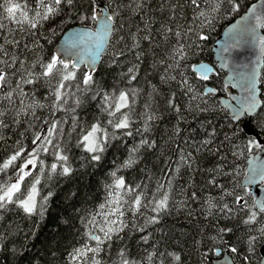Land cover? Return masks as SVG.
I'll return each mask as SVG.
<instances>
[{"label":"snow or ice","instance_id":"obj_1","mask_svg":"<svg viewBox=\"0 0 264 264\" xmlns=\"http://www.w3.org/2000/svg\"><path fill=\"white\" fill-rule=\"evenodd\" d=\"M89 2L92 5L91 15L81 16V20L85 22L84 30L67 34L55 51H51L47 56L42 55L41 52L44 48L41 41H48L46 32L42 29L48 25L47 32L54 36L56 33L51 26L55 25L65 6L72 7L75 0H34V15H29L27 10H21L22 5L15 0L0 2V9L7 14L8 19H15L19 13L21 20L18 23L27 24L30 37L28 41L22 42L23 37L9 39L0 36V102H7V107L0 103V143H6L9 139L2 134V130L13 125L17 128L22 127V130L18 131L17 139L7 145L10 151L0 162V174L7 175L11 171L8 179L3 180L0 177L2 181L0 182V213L9 210L10 205H15L29 216L35 213L41 216L44 214L47 202L54 193L49 191L47 195L38 198L41 191L38 185H41L42 178L50 180L54 176L70 177L73 174L74 169L69 155L70 142L73 138L76 147L82 148L88 154L87 160L93 165H99L104 160V154L111 140L139 136V141L128 149L127 157L123 162L108 173L104 184L107 196L104 202L99 204V211L81 217L85 228L84 240L69 252L70 264H109V261L111 264H142L141 260L131 257L127 247L118 248L116 260H112L111 256L106 260L102 253L110 252L117 242L123 245L129 230L140 233L139 240L143 244L149 243L151 238V233L147 232L149 226L160 223L163 216L177 203L173 187L175 176L183 170L199 171L196 167L198 157L194 152H206L218 158L215 165L203 171L208 175L205 185L209 189H217L219 194L202 195L190 179L189 187L192 190L190 193H184V198L179 201V207L186 208L191 201H196L200 203L206 217L216 216L224 220H231L238 212H244L247 208L246 219H243L242 223L251 225L257 221V216L264 214V203L260 204L258 210H255V204L248 208L244 197L236 194L235 187L230 190L226 185L218 182V177L234 179L236 172L234 166L232 171L225 170L227 157L221 151L223 142L213 147L216 140L215 128H211L210 131L206 129L204 138L193 140L190 144L185 141L184 147L177 146L173 149L178 158L169 163L168 171L163 173L164 178L158 181L155 189L151 191V198L148 193L149 185L130 182L125 176L118 174L121 169H131L136 166L140 162L142 152L156 149L158 145V142L148 135L152 130V122L159 119L153 107V94L157 92V88L151 85L143 111L137 113L135 105L141 89L132 86L133 82L138 80L141 62L146 56L141 42L149 41L151 44L153 30L151 22L142 15L140 19L143 21V27L137 25L135 32L130 31L127 37L119 36L116 44L112 45L110 66L126 67V71H121L119 75L121 80L127 79L128 87L108 91L95 79L94 74L97 71L95 55L101 49L107 50V45L114 34L123 29L124 24L119 22V7L123 5H118L117 10H112L110 7L106 10L98 0H89ZM133 3L135 4L133 11L140 12L144 8L145 0H133ZM225 3L232 11H238L240 6L238 0H177L169 5L172 10V15L169 17L172 21L171 26L162 24L157 30L163 36L165 44H168L173 37L177 41L175 46H171L170 62L164 68L161 81H176L179 76V87L184 89L183 94L187 97L186 105L177 101L175 92L166 99L167 110L174 112L177 119V124L173 126L169 136L171 144H176V138L182 132L179 122L187 119L185 112L209 111L208 101L204 97L215 93L216 89L208 88L205 92L197 90L190 83L188 74L182 69L190 66L196 77L201 80L209 79L208 66L203 63L190 64L189 56L195 54L194 49L200 46L199 41L208 39L202 29L212 24L215 19L214 14L218 13ZM188 5L194 10L191 23H177L180 10ZM202 5H207V10ZM255 7L253 5L249 9L253 16H255ZM24 8L26 9V6ZM255 18L260 19V17ZM88 20L93 21L96 27L89 28L86 23ZM4 27V24L0 23V30ZM235 28L236 26L233 25V28L229 29L230 35ZM247 33L248 30L245 28L243 32H237L236 36L242 39ZM128 40H131L130 44ZM86 44L91 45V48L85 47ZM120 44H123V47H119ZM10 48L15 49L16 54H10ZM85 52H91L87 61L84 59ZM128 56H132L133 59L128 60ZM159 63L163 64L164 61L161 60ZM82 65L87 67L88 71H81ZM172 72L176 75H172ZM26 86L45 87L47 91L44 100L47 102L38 100L32 91L26 90ZM88 97L93 101L99 100L98 107L106 113L107 123L97 121L83 128L79 126L75 113ZM244 104L246 107L243 112L247 115L256 109L257 101L254 96L248 97ZM42 109H47L48 115H38L37 110ZM59 111L71 115V128L66 130L64 127L66 121L57 118L56 114ZM255 114L259 116L258 112ZM134 117L142 122V127H134L136 123ZM207 123L211 124L210 121ZM77 132L79 134L74 137ZM224 139L230 140L227 136ZM253 145L264 151V145L255 140L249 141V151ZM235 147L238 146L232 145V148ZM232 154L237 156L242 153L232 151ZM49 158H51L50 163ZM254 174L259 175L261 181H264V167L254 169ZM226 197L233 198V203L240 207L234 209ZM145 209H149L151 214H145ZM97 217L100 219L98 220ZM139 217H143V224L138 223ZM231 231L232 229L225 224L219 228L218 234ZM261 235L264 236V225ZM2 236L3 234L0 233V237ZM254 239L255 237H251L250 241ZM231 251L236 252L237 249L232 248ZM157 256L171 257L175 262L181 260V256L175 252L146 250L147 264H154ZM161 264H164L163 260Z\"/></svg>","mask_w":264,"mask_h":264},{"label":"trees","instance_id":"obj_2","mask_svg":"<svg viewBox=\"0 0 264 264\" xmlns=\"http://www.w3.org/2000/svg\"><path fill=\"white\" fill-rule=\"evenodd\" d=\"M100 4L117 10L119 7V22L124 24L117 34H114L107 50L102 54L101 61L94 74L95 79L106 90L123 89L128 87L127 79L121 80L119 73L126 71L123 66H110L112 45L116 44L119 36H128L130 31L135 32L136 26L143 27V21L140 17L143 15L151 22L153 37L151 44L149 41H142L141 47L145 49L146 56L141 62V70L138 74V80L134 81L132 86L141 89L140 95L137 97L135 109L137 113L143 111L144 103L147 101L148 93L151 91V85H155L157 92L153 94V107L159 119L152 122V130L148 134L151 138L158 142L157 148L142 152L140 162L131 169H121L119 175L132 182L149 185L148 193L151 198V191L155 189L158 181L163 179V173L169 169V163L175 161L178 156L173 150L177 146L184 147L185 141L189 144L193 140L204 138L205 130L216 129V140L213 147L223 142L222 154L227 157L226 171H232L235 167V177H218V182L226 185L230 190L235 187L237 195L244 197V201L248 208L254 204V197L247 187L242 185L247 172V158L250 153L256 152L258 149L251 146L248 150L249 141L256 140L254 136L245 133L242 122L235 121L227 108L220 103V97L233 92L234 89L224 82L225 72L217 67L212 51L213 42L223 31L224 27L240 15L254 0H238V11H232L230 6L225 3L221 10L214 14L215 19L212 24L202 29L208 36L206 41H199V47L194 49V55L189 56L190 64H198L200 62H208L214 66V72L207 80H201L196 77L190 66L182 69L189 76L190 83L197 90L205 92V88L210 86L216 89L213 94L204 97L208 101L209 111L207 112H185L187 119L179 122L182 132L176 138V144L169 143V136L174 125L177 124L176 114L167 110L166 99L172 92L176 93L177 101L187 104V97L183 94L184 89L179 87L180 77L176 81L162 82L161 76L164 74V68L170 62L169 52L171 46L176 45V38H171L168 44L163 42V36L158 33V29L162 24L171 26L172 21L169 17L172 15L170 8L171 3L177 0H145L144 8L140 12H135V4L133 0H98ZM3 2V0H0ZM22 5L21 10H27L29 15L35 14L34 0H15ZM26 6V9L24 8ZM92 5L89 0H75L72 7L65 6V10L56 19L55 25H52L55 35L47 32L48 25L42 31L46 32L48 41L42 40L44 48L41 50L42 55L47 56L51 51H55L57 43L63 32L74 25L85 26V22L81 20L83 15H91L90 8ZM207 10V5H202ZM194 16V10L190 5L180 10V14L176 19L177 23L190 24ZM19 13L15 19H8L7 14L0 9V23L4 24V29L0 30V36L9 39L15 37L26 42L30 39L28 36V26L26 23L20 22ZM87 26L95 27V23L88 20ZM23 29V31H22ZM264 31V27H263ZM144 33H141L143 35ZM129 44L131 40L127 41ZM119 47H123L120 44ZM10 54H16L15 49H9ZM128 60L133 59L132 56L127 57ZM163 60L161 64L159 61ZM81 71H88L84 66ZM176 75L175 72L171 73ZM260 90L262 106L259 109V116L254 115L251 118L250 125L254 132L261 138H264V63L260 76ZM26 90L34 93L36 98L41 102L46 95V88L41 86H26ZM7 107V102H0ZM99 100L93 101L90 97L85 103L76 110V117L79 126L83 128L86 125L102 121L107 123L108 117L98 107ZM38 115H48L47 109L37 110ZM57 118H63L66 123L65 129L72 126L71 115H66L63 111L57 112ZM136 119V117H134ZM207 121H210L209 125ZM134 127H142V122L136 119ZM22 130L16 126H10L8 129L2 130V134L8 137L6 143H0V162L6 158L10 149L7 145L12 144L17 139L18 131ZM79 132L74 134L78 135ZM119 135V132H117ZM225 136L230 140L226 141ZM67 139V137H65ZM139 136L121 137L113 139L109 142V147L104 154V160L99 165H93L87 160L88 154L75 145L74 138L70 142L71 166L74 169L70 177L54 176L48 180L42 178L41 189L38 198L47 195L49 191L54 195L47 202L44 214L41 216L35 213L31 216L25 214L22 209H18L15 205H10L9 210L0 213V264H70L68 254L74 247H78L84 240V225L81 217L99 211V204L106 199L107 193L104 188L108 173L117 165L123 162L127 157L128 149L133 143L138 142ZM27 142V141H25ZM258 143V142H257ZM167 145V146H165ZM232 145L238 146L232 148ZM7 149V150H6ZM232 151L242 153L233 156ZM198 157L196 167L199 171L183 170L174 179V204L166 213L160 223L149 226L147 232L151 233L150 241L147 245L139 240L140 233L129 230L125 235L123 245L117 242L113 245L110 252L102 253L104 259L107 260L111 256L112 260L117 259V250L119 247H127L133 259L141 260L142 264H147L145 259L146 250L151 252L158 250L159 252H175L181 256L179 262H175L171 257H159L154 260V264H213L218 256L216 251H227L230 253L234 264H260L261 263V247L264 245V236L261 235L262 225H264V214L257 216V221L251 225L242 223L246 219L244 212H238L231 220L223 218L206 217L204 210L199 202L191 201L186 208L179 207V201L184 198L185 192H191L189 181H193L202 195H218L217 189H209L205 185L208 178L207 173L203 170L212 167L217 163L218 158L201 152L195 153ZM51 158H49V163ZM175 167V164H172ZM11 171L7 175L0 174L3 180L8 179ZM2 182V181H0ZM182 189L184 191H182ZM230 205L234 209L240 206L233 203V198L226 197ZM255 210H258L256 207ZM145 214H151L149 209H145ZM191 213V214H189ZM131 215V214H129ZM99 220L100 217H97ZM143 217L138 218V223L143 224ZM227 225L232 229L231 232L219 233V228ZM159 229V231H157ZM146 232V234H147ZM251 237H255L250 241ZM236 248V252L231 249ZM111 264V261H109Z\"/></svg>","mask_w":264,"mask_h":264},{"label":"water","instance_id":"obj_3","mask_svg":"<svg viewBox=\"0 0 264 264\" xmlns=\"http://www.w3.org/2000/svg\"><path fill=\"white\" fill-rule=\"evenodd\" d=\"M100 4V2L98 1ZM102 5V4H100ZM255 5V16L249 12V9ZM104 6V5H103ZM106 10L108 9L104 6ZM255 17H260L257 20ZM236 26L235 30L229 33V29ZM85 26L74 25L67 28L61 35L57 46L61 44L69 33L82 32ZM96 27V25H95ZM264 0H254L247 9L228 23L218 38L213 42L212 51L214 60L218 68L225 72L224 82L234 89L227 95L220 97V103L228 109L232 118L237 122H242L245 133L254 136L258 143L264 145V138H261L254 132L250 125L251 118L256 115L262 106L260 76L264 63ZM90 28V27H89ZM247 28L248 33L241 39L236 36L237 32H243ZM235 37V39L233 38ZM237 40L239 43L237 44ZM56 46V47H57ZM91 48V45H85ZM104 49L98 51L95 55V67L97 69ZM91 52H85L84 59L87 61ZM210 69L208 76L214 72V66L208 62H200ZM198 63V64H200ZM83 66V65H82ZM81 66V67H82ZM87 70L88 68L85 67ZM211 88L207 86L206 89ZM247 89V90H246ZM257 101L256 109L250 114H244L246 107L244 101L248 97H253ZM264 167V151L258 149L249 154L247 158V172L242 185L249 189L254 197V204L259 209L261 203H264V181H261L259 175L254 174V169ZM217 257L213 264H234V261L227 251H216ZM261 263L264 264V245L261 247Z\"/></svg>","mask_w":264,"mask_h":264}]
</instances>
